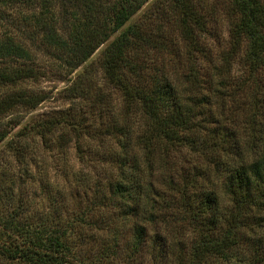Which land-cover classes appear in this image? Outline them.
Here are the masks:
<instances>
[{"label": "trees", "instance_id": "trees-1", "mask_svg": "<svg viewBox=\"0 0 264 264\" xmlns=\"http://www.w3.org/2000/svg\"><path fill=\"white\" fill-rule=\"evenodd\" d=\"M55 1L63 9L58 21L67 36H58L57 29L41 21L39 16L35 15L34 19L42 24L51 44L75 56L68 64L72 67L71 74L119 33L101 54L99 68L106 75L105 83L121 94L128 113L140 114L141 119L137 133L128 121L122 127L113 124L106 131L95 132L101 140L123 138L126 143L121 147L123 153L115 159L119 178L108 184L109 194L121 201L122 206L118 205V214L109 215L105 227L97 228L112 235L94 257L88 261L82 257L80 261L70 239L74 232L82 230V220L88 227L97 224L88 222L90 211L76 214L74 223L66 222L57 211L44 213L39 218L29 217L21 196L12 194L7 202L13 203V209L6 215L0 210V264H107L122 250L120 240L125 228L122 222H128L133 228L132 239L123 252L128 264L137 261L138 264H264L262 106L252 102L254 110L250 117L239 122L231 117L228 120L232 127L227 128L224 122L229 114L227 102L236 96L238 89L222 83L220 72L215 71L212 76L208 93L191 87L185 88L192 90L189 94L179 92L181 82L196 75L193 69L182 75L175 72L176 67L169 76L163 73L161 77L145 79L141 72L145 65L131 62L134 56L130 54L136 49L159 51L166 34L162 27H157L154 33L144 30L142 25L122 29L150 0ZM47 2L42 0L40 5L46 6L48 12ZM167 2L170 11L175 13L173 25L179 29L188 57L204 55L200 41L210 35L204 6L196 4V0ZM8 3L33 6L39 0H0V5ZM161 6L162 3L156 8L164 14ZM233 9L237 16L231 25L233 50L242 47L246 40L245 59L251 76L264 74V4L262 0H233ZM55 23L54 20L53 26ZM14 40L7 38L0 42L1 59L25 56V50L15 46ZM28 58L24 57L27 62ZM128 75L136 81H131ZM38 78L33 68L9 73L0 70V86ZM87 81L91 80L80 76L75 82L78 93L90 90L91 84ZM98 93L102 96L97 102L103 103L110 96L102 90ZM43 100L24 92L7 95L0 99V121L17 107L32 108ZM42 122L33 128L45 139L59 123ZM23 130L28 131L26 127ZM10 131L0 128V144ZM22 135L27 136L26 132L19 136ZM13 151L21 156L20 161H25L22 149L16 147ZM174 157H182L179 162L183 163L182 167L172 161ZM107 158L102 157L101 161L114 164ZM157 173L162 176L166 192L158 191L153 184ZM114 218L112 224L110 221ZM150 232H153L151 236ZM239 255L248 258L239 260Z\"/></svg>", "mask_w": 264, "mask_h": 264}, {"label": "rangeland", "instance_id": "rangeland-1", "mask_svg": "<svg viewBox=\"0 0 264 264\" xmlns=\"http://www.w3.org/2000/svg\"><path fill=\"white\" fill-rule=\"evenodd\" d=\"M41 1L33 6H13L12 3L0 5V42L14 38L15 46L25 50V58L29 57L28 62L19 56L13 59L0 58V70L9 73L15 69L33 68L39 74L38 79H24L16 85L0 86V99L14 92L44 98L35 107L15 108L0 121L1 129H11L8 138L0 144V210L3 209L1 213L6 215L13 209V203L9 204L7 199L15 194L23 199V209L29 210V217L39 218L45 215L44 213L57 211V215H61L66 222L74 223L73 217L76 214L90 211L87 212L90 215L88 222L97 224L88 227L83 222L85 220H82V230L74 232L70 238L80 261L82 257L88 261L112 235L110 231H98L97 228L105 227L109 215L112 212L118 214V205L122 206L121 201L114 200L109 194L108 184L119 178L115 159L123 153L121 147L126 143L123 138L117 140L107 137L101 140L95 132L106 131L113 124L122 127L123 123L128 121L137 133V123L141 115L128 113L121 94L105 83L106 75L99 68L101 54L119 33L102 46L88 63L71 74L72 67L68 64L74 61L75 56L69 55L61 46L53 45V42L51 44L42 24L34 19L35 15L39 16L41 21L57 29L58 36H67L58 21V17H62L63 9L59 8L57 1L48 0L47 12L46 6L40 5ZM196 1V4L204 6L208 22L206 29L210 32L209 36L200 41L204 48L202 56L196 54L194 58L188 57L185 43L178 34L179 29L173 25L176 16L170 11L167 0L148 1L122 31L130 25H142L144 30L150 33L157 32V27H162V32L166 34L162 39L165 42L163 48L159 51L136 49L130 54L134 56L131 62L145 65L141 71L145 79L149 76L161 77L163 73L169 76L176 67L178 69L175 72L182 75L185 71L193 69L196 75H191V79L187 81L183 80L179 92L189 94L192 90L185 88L191 87L208 93L212 76L216 74L215 71L220 72L221 79L224 80L222 83L238 89L234 99L230 98L227 102L229 114L224 122L227 128H230L232 124L228 119L231 117L236 118L238 122L247 116L250 117L254 110L252 102H258L264 111V74L251 76L245 59L248 46L246 40L242 47L233 50L231 25L237 20L233 0ZM262 2L264 4V0ZM161 3L160 9L165 10L164 14L156 8ZM54 20L56 23L53 26ZM72 29L70 26V32ZM80 76L91 80L87 81L91 84L90 90L78 93L75 82ZM128 77L131 81H136L130 75ZM99 90L106 95L110 94L103 103L97 102L102 96L98 93ZM42 121L46 124L50 121L59 123L45 135L46 142L33 128L41 125ZM24 127L28 131L23 130ZM21 132H26L27 136H19ZM132 143L135 145V137ZM16 147L22 149L24 162L20 161L18 158L21 156L13 151ZM79 147L82 148L80 152ZM134 148L135 146H132V149ZM102 157H108L114 164L107 160L101 161ZM172 161L180 167L183 166V163L179 164L182 157H174ZM161 177L160 173L155 174L153 184L158 191L166 192ZM112 221L115 222V218L110 221L113 224ZM122 224L125 226L122 229L124 238L120 240L122 250L107 264L129 263L125 260L123 252L126 244L132 239L133 228L128 222ZM152 233L150 232V236ZM238 258L246 260L248 257L239 255Z\"/></svg>", "mask_w": 264, "mask_h": 264}]
</instances>
